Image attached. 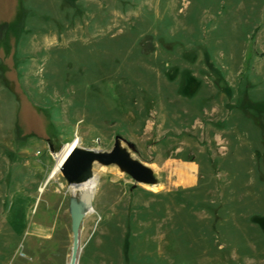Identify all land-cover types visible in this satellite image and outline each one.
<instances>
[{"label": "rangeland", "instance_id": "374dc122", "mask_svg": "<svg viewBox=\"0 0 264 264\" xmlns=\"http://www.w3.org/2000/svg\"><path fill=\"white\" fill-rule=\"evenodd\" d=\"M215 70L264 95V0H0V264H57L56 154L118 131L140 145L153 111L197 131L221 113ZM255 148L227 139L222 204L208 189L148 202L144 264H264ZM107 237L86 264H114Z\"/></svg>", "mask_w": 264, "mask_h": 264}, {"label": "water", "instance_id": "95a60500", "mask_svg": "<svg viewBox=\"0 0 264 264\" xmlns=\"http://www.w3.org/2000/svg\"><path fill=\"white\" fill-rule=\"evenodd\" d=\"M214 76L221 113L197 131L165 127L153 111L140 145L122 131L108 142L71 144L45 184L58 198L49 251L57 264H86L100 229L108 234L106 251L114 264H144L141 227L148 202L208 189L222 204L225 143L235 132L256 145L255 162L264 168V95L248 78L233 86L222 71Z\"/></svg>", "mask_w": 264, "mask_h": 264}, {"label": "bare ground", "instance_id": "6f19581e", "mask_svg": "<svg viewBox=\"0 0 264 264\" xmlns=\"http://www.w3.org/2000/svg\"><path fill=\"white\" fill-rule=\"evenodd\" d=\"M70 147H71V144L65 146L60 153H58V154L55 155L57 164H59L62 161V159L64 158V156L69 151ZM41 191H42V189H41Z\"/></svg>", "mask_w": 264, "mask_h": 264}]
</instances>
